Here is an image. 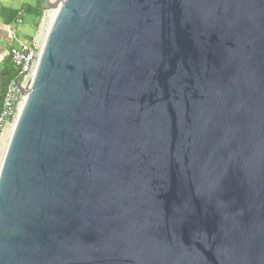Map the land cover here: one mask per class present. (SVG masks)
Returning a JSON list of instances; mask_svg holds the SVG:
<instances>
[{
    "label": "water",
    "instance_id": "1",
    "mask_svg": "<svg viewBox=\"0 0 264 264\" xmlns=\"http://www.w3.org/2000/svg\"><path fill=\"white\" fill-rule=\"evenodd\" d=\"M41 8L0 264H264V0Z\"/></svg>",
    "mask_w": 264,
    "mask_h": 264
},
{
    "label": "built area",
    "instance_id": "2",
    "mask_svg": "<svg viewBox=\"0 0 264 264\" xmlns=\"http://www.w3.org/2000/svg\"><path fill=\"white\" fill-rule=\"evenodd\" d=\"M17 23H21L19 17ZM37 30L31 39L18 42L10 50V63L14 75L7 78L0 100V133L12 128L22 104L23 95L20 94L18 83L25 88L34 74L45 35L41 37Z\"/></svg>",
    "mask_w": 264,
    "mask_h": 264
},
{
    "label": "crops",
    "instance_id": "3",
    "mask_svg": "<svg viewBox=\"0 0 264 264\" xmlns=\"http://www.w3.org/2000/svg\"><path fill=\"white\" fill-rule=\"evenodd\" d=\"M41 6L42 0H0V72L9 70L11 48L34 36L38 13L43 14Z\"/></svg>",
    "mask_w": 264,
    "mask_h": 264
},
{
    "label": "rangeland",
    "instance_id": "4",
    "mask_svg": "<svg viewBox=\"0 0 264 264\" xmlns=\"http://www.w3.org/2000/svg\"><path fill=\"white\" fill-rule=\"evenodd\" d=\"M42 13L43 14L41 15L40 20H39L40 22L38 24V27L36 28L38 29L37 32L41 35V37L46 32V29L48 27V24L51 18L52 10H44ZM10 131L11 129H6L0 133V163L3 157V154L5 152V148H6L9 136H10Z\"/></svg>",
    "mask_w": 264,
    "mask_h": 264
},
{
    "label": "trees",
    "instance_id": "5",
    "mask_svg": "<svg viewBox=\"0 0 264 264\" xmlns=\"http://www.w3.org/2000/svg\"><path fill=\"white\" fill-rule=\"evenodd\" d=\"M40 15H41V12H39L38 13V16H37V19H36V22H35V24H34V29H36L37 28V26H38V24H39V20H40ZM12 67H11V65L9 66V69H11ZM12 75H14V72L13 71H11L9 74H8V78L9 77H11Z\"/></svg>",
    "mask_w": 264,
    "mask_h": 264
},
{
    "label": "bare ground",
    "instance_id": "6",
    "mask_svg": "<svg viewBox=\"0 0 264 264\" xmlns=\"http://www.w3.org/2000/svg\"><path fill=\"white\" fill-rule=\"evenodd\" d=\"M52 16H53V11H52V14H51V18H52ZM51 18H50V19H51Z\"/></svg>",
    "mask_w": 264,
    "mask_h": 264
}]
</instances>
